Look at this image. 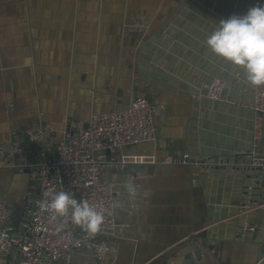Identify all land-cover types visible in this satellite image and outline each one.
<instances>
[{
	"label": "crops",
	"instance_id": "0c3cea01",
	"mask_svg": "<svg viewBox=\"0 0 264 264\" xmlns=\"http://www.w3.org/2000/svg\"><path fill=\"white\" fill-rule=\"evenodd\" d=\"M254 6L264 0H0V201L11 226L32 218L41 151L54 159L66 132L142 97L156 107L157 140L107 161L146 162L102 171L118 228L94 244L111 251L93 246L55 264H184L179 249L191 238L213 248L196 264H264V170L245 157L264 153L253 139L254 86L206 45L220 20ZM185 154L228 165L163 164ZM0 264L20 257L12 250Z\"/></svg>",
	"mask_w": 264,
	"mask_h": 264
},
{
	"label": "built area",
	"instance_id": "2783aa9c",
	"mask_svg": "<svg viewBox=\"0 0 264 264\" xmlns=\"http://www.w3.org/2000/svg\"><path fill=\"white\" fill-rule=\"evenodd\" d=\"M221 89L219 84H215L209 96L218 99ZM252 109L253 139L256 144L264 139V85L254 86ZM155 112L156 107L149 100L133 98L126 110L93 116L83 131L66 132L55 145L54 159H48L46 152L41 151L43 162L34 175L38 201L31 220L21 230L12 227L13 209L0 201V257L14 250L21 264H55L69 261L76 251L90 250L93 246L101 256L111 251L106 243L94 244V239L99 236L116 235L118 228L114 186L104 181L102 171L107 167L125 169L131 162L138 164L146 161L144 158H133L132 161L123 158L117 163L115 160L107 161V154L155 142L158 132ZM245 157L255 161L253 166L264 170V153L254 150ZM192 162V157L185 154L165 158L163 164L190 166ZM199 165L221 168L228 164L223 159H217ZM61 191L75 199L82 192V200L102 213L103 221L97 232L90 233L74 224L70 213L62 217L51 210H41L42 202H50L52 196ZM243 232H255V229L245 226Z\"/></svg>",
	"mask_w": 264,
	"mask_h": 264
},
{
	"label": "clouds",
	"instance_id": "9594fccd",
	"mask_svg": "<svg viewBox=\"0 0 264 264\" xmlns=\"http://www.w3.org/2000/svg\"><path fill=\"white\" fill-rule=\"evenodd\" d=\"M206 45L216 56L243 68L253 86L264 85V6H254L244 15L220 20L219 27L207 37ZM126 187L130 195H135L134 185ZM40 208L62 217L70 213L72 222L90 233L97 232L103 221L102 213L86 200L78 201L63 191L55 193L50 202H42Z\"/></svg>",
	"mask_w": 264,
	"mask_h": 264
},
{
	"label": "water",
	"instance_id": "95a60500",
	"mask_svg": "<svg viewBox=\"0 0 264 264\" xmlns=\"http://www.w3.org/2000/svg\"><path fill=\"white\" fill-rule=\"evenodd\" d=\"M197 164H204V163H197V162H192V167H195ZM201 240L198 238H191V240L184 244L182 247H180L179 252L185 253V263L184 264H196L200 263L202 260V255L206 250L213 251L212 247H207V246H201ZM178 252V253H179Z\"/></svg>",
	"mask_w": 264,
	"mask_h": 264
}]
</instances>
